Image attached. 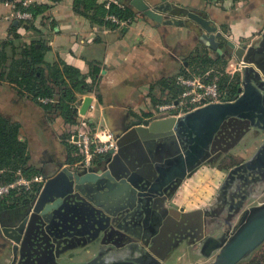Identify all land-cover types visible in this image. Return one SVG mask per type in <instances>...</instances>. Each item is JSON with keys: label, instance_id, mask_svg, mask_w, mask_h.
I'll list each match as a JSON object with an SVG mask.
<instances>
[{"label": "crops", "instance_id": "crops-1", "mask_svg": "<svg viewBox=\"0 0 264 264\" xmlns=\"http://www.w3.org/2000/svg\"><path fill=\"white\" fill-rule=\"evenodd\" d=\"M22 1L0 0V115L19 124L18 137L26 142L29 154L27 164L44 177L62 167L74 169L77 161L76 145L70 142L75 126L67 123L55 107L68 79L65 74L57 80L52 78L53 67L60 73H63L64 66L74 68L79 80L88 87L94 82V88L75 93L74 106H80L85 97H90L91 102L81 115V121L97 134L106 128L117 136L144 121L164 119L155 115L156 105L175 99L169 100L171 91L163 81L183 75V69L188 71L189 60L196 53L204 51L213 59H225L227 63L235 60L226 56L225 44L219 43L216 47L206 44L204 35L208 34L195 20L187 16L169 17L163 12V19L155 21L132 7L131 0H115L116 5L126 6L135 14L133 19H119L129 20L127 24L115 23V26L93 20L94 9L86 10L83 4L105 7L107 0H83L78 5L76 0H31L27 6ZM144 1L152 7H182L239 46L259 47L263 40L264 0ZM16 3L36 9V13L30 12V19H15ZM32 48H40L42 61L28 66L19 64L22 59L30 62L26 53ZM257 59L264 67V44ZM38 69L53 90V96L49 97L53 102L49 103L52 105L49 108L20 92L14 80L24 70L36 72ZM243 69L237 73L239 80ZM39 75L38 71L35 77ZM156 135L157 138H146L134 144L137 149L141 147L144 154H158L164 159L169 149L158 146L166 141L162 134ZM226 137L218 135L214 148H218ZM262 141L263 133L250 127L233 137L225 151L214 149L210 152L165 197L162 211H156L160 219L154 217L157 220L155 225L151 221L152 212L145 214L137 225L125 223L117 227L116 222L109 238L102 240L100 233L97 237L80 241L54 261L57 264H88L96 259L110 263L139 261L147 257V252L152 255L149 248L156 242L155 249L162 256L161 264H173L176 257L186 254L189 248L198 250L201 255L200 248L207 236L227 237L237 221L235 204L241 196H246L244 207H247L257 204L264 193L262 175L247 185L236 180L223 193L222 186L230 168L220 169L219 158L231 153L240 156L243 162L247 161L254 157ZM144 154L138 155L144 157ZM107 155L99 157L101 162ZM97 161L94 167H100L101 163ZM2 202L12 204L14 200ZM27 206L18 203L12 208H0V264H16L14 242L7 237L9 232L6 229L21 220ZM187 214L189 216L181 222L180 219ZM145 218L147 222L144 223ZM151 224L153 230L149 229ZM193 224L196 233L188 240L187 232ZM161 229L167 232L168 239L158 236ZM31 264L39 263L33 261Z\"/></svg>", "mask_w": 264, "mask_h": 264}, {"label": "water", "instance_id": "water-1", "mask_svg": "<svg viewBox=\"0 0 264 264\" xmlns=\"http://www.w3.org/2000/svg\"><path fill=\"white\" fill-rule=\"evenodd\" d=\"M130 2L142 15L155 21L163 19V12L169 17L187 16L206 31L208 35H204V39L210 47L225 44L223 49L228 58L245 63L238 95L233 101L203 105L179 117L148 120L130 128L116 136V148L109 150L100 167L84 170L67 166L46 176L40 192L29 202L25 215L6 229L9 232L7 237L14 242L16 264H31L33 261L57 264L55 258L76 243L100 233L102 240L109 238L116 222L117 227L125 223L137 225L149 212L153 213L152 218L160 219L156 211H162L165 197L213 152L218 135L230 137L234 132L237 137L250 127L263 133V141L254 157L229 169L222 186L223 193L236 180L247 185L264 176V67L257 59L264 44V34L259 47L246 48L222 32H216L182 7H152L144 0ZM90 102V97L83 99L79 115L85 113ZM156 133L162 134L166 141L158 146L169 149L164 159L158 154L148 156L134 144L146 138H157ZM142 152L144 157H139ZM245 203V195L236 202L238 218L226 238L209 235L203 240L201 255L208 257L214 253L213 259L204 264H238L264 243V193L257 204L244 207ZM187 216L183 215L180 221ZM143 222H147V218ZM165 230L161 229L158 236L168 239ZM156 245L157 242L149 248L152 255L147 252L149 258L141 264H161L162 256L156 251ZM137 262L118 260L109 264H140Z\"/></svg>", "mask_w": 264, "mask_h": 264}, {"label": "trees", "instance_id": "trees-1", "mask_svg": "<svg viewBox=\"0 0 264 264\" xmlns=\"http://www.w3.org/2000/svg\"><path fill=\"white\" fill-rule=\"evenodd\" d=\"M84 2L83 0H76V4ZM84 7L86 10L94 9L93 20L98 23L105 25L115 26V23L111 22L106 17L108 15H114L118 19H133L135 14L133 11L126 6H118L111 3L107 8L104 5H86ZM16 9L21 11H29L35 14L36 9L31 7H24L21 3H16ZM30 57V62L27 59H22L19 64L23 66L31 65L32 63H37L42 61V53L39 49L32 48L28 53ZM28 56V55H27ZM16 64V62H14ZM188 71L183 69V75L190 74H202L205 71L212 69V74L219 75V86L224 91L229 99H233L238 94V88L240 84L239 75L235 74L232 78L224 74V67L227 64L225 59H213L206 52L196 53L194 57H191L188 63ZM39 71V76L35 77ZM62 74H65L68 79V84L62 89L59 95L58 102L56 104V109L63 116L65 121L71 125H76L80 120L76 115L75 103V93L82 92L85 90H90L94 88V82L88 87L83 80H79L78 72L69 66H64L63 73H60L58 69L52 68L51 77L54 79H59ZM42 71L38 69L36 72L30 70H24L14 79L18 86L20 92L26 94L34 101L39 104L44 105L45 108H49L52 105L49 103H42L41 98L53 96L52 88L43 79ZM163 85L171 91L169 100L177 99L181 92V88L176 81V77L170 80L163 81ZM19 124L16 122L9 121L0 115V184L10 182L14 179V173L16 170H20L22 175L25 177H32L34 175L40 174L32 167H30L27 162L29 159V154L27 150V145L25 141H22L18 137ZM76 153L78 152V147L74 146ZM77 160L79 158L78 155ZM97 162H101V159H97ZM242 162V158L231 153L223 154L218 160V167L220 169H229L235 165ZM40 186H33L31 192H21L19 195L11 196L8 199H13L12 204H4L0 201V208H12L20 204H29V202L34 197V192L39 190ZM263 248V247H262ZM253 253L247 261H241L238 264H264V248Z\"/></svg>", "mask_w": 264, "mask_h": 264}, {"label": "built area", "instance_id": "built-area-1", "mask_svg": "<svg viewBox=\"0 0 264 264\" xmlns=\"http://www.w3.org/2000/svg\"><path fill=\"white\" fill-rule=\"evenodd\" d=\"M30 1L23 0L22 4L27 6ZM111 3L117 4L115 0H107L105 8L108 9ZM13 16L18 20H26L30 19L31 14L29 11H21L14 7ZM106 18L118 25H125L129 22V20L121 21L114 15H108ZM244 67L243 61L230 60L223 73L232 78ZM211 71L207 70L202 74L178 75L176 81L181 88L180 94L174 101L158 103L155 107V115L158 118L178 117L203 105L233 101L238 94L233 99H229L219 86V75H211ZM40 101L44 104L53 102L49 97L41 98ZM75 108L76 114L81 117L78 114L79 105H76ZM74 126L75 132L71 135L70 142L78 147L76 154L79 158L74 163L76 167L89 170L94 167V162L101 155L116 148L117 137L108 129L103 128L97 134L91 127L87 128L81 118ZM45 180L42 174L25 177L20 170H16L12 181L0 184V201L19 195L21 192H31L33 186L39 185V190L34 192L35 197L40 192Z\"/></svg>", "mask_w": 264, "mask_h": 264}, {"label": "rangeland", "instance_id": "rangeland-1", "mask_svg": "<svg viewBox=\"0 0 264 264\" xmlns=\"http://www.w3.org/2000/svg\"><path fill=\"white\" fill-rule=\"evenodd\" d=\"M235 136V133L233 132L232 134H231V136L230 137H226L225 138V140H224V142H222L221 144H220V146H218V148H213V149H217V150H222V152L223 151H225L224 149H226L228 146H229V144L231 143L230 141H233V137ZM216 150V151H217ZM218 163V162H217ZM236 218H238V217H236ZM196 229V225H192V228H190V230H189V232H187L188 233V240H191L190 239V236L192 235V236H194L195 235V233L196 232H193L194 230ZM187 236V235H186ZM184 237V236H183ZM176 238H180V237H176ZM187 241V239H184V242H186ZM175 242H177V241H175ZM264 248V243L263 244H261L253 253H255V252H257V251H259L261 248ZM262 248V249H263ZM194 249H191V248H189L188 250H187V253L186 254H183V255H178V257H176V261L175 262H173V264H204V263H207V262H209V261H211L212 259H213V257H214V253H212V255H210V256H208V257H205V256H203V255H200V253H199V251L198 250H194ZM103 251L104 250H101V253H103ZM252 253V254H253ZM251 254V255H252ZM250 255V256H251ZM250 256H248L246 259H244L243 261L245 262V261H247L249 258H250ZM198 258V259H197ZM168 259V258H167ZM110 262H107V261H104V260H102V259H96L95 261H91V263L90 264H109ZM170 264V263H169Z\"/></svg>", "mask_w": 264, "mask_h": 264}, {"label": "flooded vegetation", "instance_id": "flooded-vegetation-1", "mask_svg": "<svg viewBox=\"0 0 264 264\" xmlns=\"http://www.w3.org/2000/svg\"><path fill=\"white\" fill-rule=\"evenodd\" d=\"M152 219H153V220H151V221H152V224L155 225V224L157 223V220H154V216H153ZM152 224H151V226L149 227V229H151V230H153ZM151 230H150V231H151ZM148 258H149V257H148ZM146 260H148L147 257H146V258H145V257H142L141 260H139L137 263H140V264H141L142 262H145Z\"/></svg>", "mask_w": 264, "mask_h": 264}]
</instances>
